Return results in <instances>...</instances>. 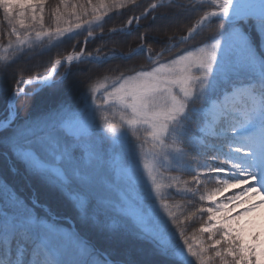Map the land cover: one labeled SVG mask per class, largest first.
Masks as SVG:
<instances>
[{"label": "snow or ice", "instance_id": "6c2138e0", "mask_svg": "<svg viewBox=\"0 0 264 264\" xmlns=\"http://www.w3.org/2000/svg\"><path fill=\"white\" fill-rule=\"evenodd\" d=\"M48 2L0 0V264H264V0Z\"/></svg>", "mask_w": 264, "mask_h": 264}, {"label": "trees", "instance_id": "16d2710c", "mask_svg": "<svg viewBox=\"0 0 264 264\" xmlns=\"http://www.w3.org/2000/svg\"><path fill=\"white\" fill-rule=\"evenodd\" d=\"M58 0H49L47 7L51 8L54 6ZM75 0H69V3H74ZM95 2V0H94ZM142 2L147 3V0H142ZM138 14V13H137ZM131 15V13L127 12V10H123V14H119L116 12L110 13L108 17L104 18V31L103 35L99 32V30L94 31V38H87V32L85 29L87 28V25H85V29L77 30L79 35L76 39L73 40H66L64 43L60 44L59 47H50L47 40H45L43 43L36 46L34 49L27 50L29 52V55L26 57H23L20 61L21 66H27L29 69H32L34 71H38L40 75H45L49 68L51 67V62L54 61V59L58 57H63L64 55H67L69 52L73 50V47L75 48H85V52H93L95 54L96 48H102L104 50L111 49L115 47L118 51L127 52L128 47L132 46L135 47L138 43V40L136 39L137 34H133L132 36H125V35H113L111 38H109V30L112 28H119L121 27L124 22L126 21L127 17ZM2 19V18H0ZM46 23L51 25V20L46 19ZM144 23H147L145 21ZM6 27V25H4ZM75 35V33H74ZM153 34H149L151 37ZM207 35H210V33H206L205 36L200 37L195 44H201L202 41L205 39ZM87 39V42H86ZM6 39L4 40V43L6 44ZM169 59L171 57H168ZM125 62L116 60L113 62V66L116 65H123ZM130 65H135L137 68L143 66L148 67L147 62L143 58H138L136 60L127 62ZM83 67V66H81ZM66 69L60 68L58 69L59 75L55 77V79H59L60 76H63L65 74ZM118 73L114 74L117 75ZM172 175H178V173H172ZM173 193V196L170 199V202H182L186 203V201L182 200V196L179 193H176L174 189L170 190ZM240 191V190H239ZM233 192L238 191H229L225 193L224 195H231ZM218 199H223V197H218ZM194 226H199V219L192 222ZM191 230V229H190Z\"/></svg>", "mask_w": 264, "mask_h": 264}, {"label": "rangeland", "instance_id": "374dc122", "mask_svg": "<svg viewBox=\"0 0 264 264\" xmlns=\"http://www.w3.org/2000/svg\"><path fill=\"white\" fill-rule=\"evenodd\" d=\"M76 49H79V48H76ZM85 54H87L86 52H85ZM118 75V74H117ZM177 174V173H176ZM240 189H230L229 191H239ZM239 211H241V209H237V212H239Z\"/></svg>", "mask_w": 264, "mask_h": 264}]
</instances>
